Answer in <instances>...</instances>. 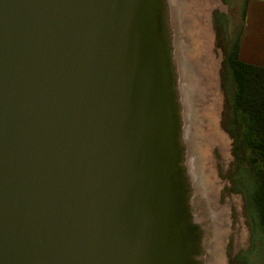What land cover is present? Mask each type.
<instances>
[{"label":"water","instance_id":"1","mask_svg":"<svg viewBox=\"0 0 264 264\" xmlns=\"http://www.w3.org/2000/svg\"><path fill=\"white\" fill-rule=\"evenodd\" d=\"M164 13L0 0V264H196Z\"/></svg>","mask_w":264,"mask_h":264},{"label":"rangeland","instance_id":"2","mask_svg":"<svg viewBox=\"0 0 264 264\" xmlns=\"http://www.w3.org/2000/svg\"><path fill=\"white\" fill-rule=\"evenodd\" d=\"M225 1L172 0L175 18L171 39L178 44L183 66L189 73L186 84L193 100L191 104L185 101L183 109L187 114L193 109L195 116L198 133L193 141L196 145L200 143L198 161L202 186L208 193L214 219L221 214L224 218V227L219 229L216 225L215 231L220 239L217 250L221 264H264V232L250 199L252 178L247 164L236 161L235 145L238 148L239 144L224 128L230 112L228 73L223 65L225 39L235 36L241 23L240 9ZM170 45L172 50V43ZM175 96L179 109L177 96L180 94ZM180 108L182 110V106ZM184 125L181 133L185 131Z\"/></svg>","mask_w":264,"mask_h":264},{"label":"bare ground","instance_id":"3","mask_svg":"<svg viewBox=\"0 0 264 264\" xmlns=\"http://www.w3.org/2000/svg\"><path fill=\"white\" fill-rule=\"evenodd\" d=\"M170 2H172V0H164L165 15L163 16L162 19V28H164V30L165 29L167 30L166 31V35L168 34L167 38H169L170 43H172V50H171L170 48L171 45L169 42H167L168 48L170 49V53H169L170 62H171L170 71L172 74L173 88L175 89L174 92L177 95L180 94V96H177L178 99L176 98L179 103L178 105L179 109L176 108L178 117L180 119L179 128L181 129L182 124L185 123L184 125L185 131L181 130L182 133L180 132V137L178 142L180 143L179 149H180V170H181V178H182V190L184 189V196L186 199L187 209L192 224L199 231L200 241L197 249L198 253L195 256L194 261L196 264H221V260L218 255L219 250H217L220 239L217 235H215V231H216V225L219 226V229H222L221 226L224 227V218H223V214H221L216 218V220L214 219V215L211 209L209 208L210 201L208 198V193L205 192L202 186L203 185L201 179L202 176L200 175L199 161H198L199 159L198 149H200L198 145L200 146V143H197L198 145H196L194 144L193 141L194 136L198 133L197 127L195 128L196 126L195 116L193 114V109L189 110V114H187V112L184 111L183 109L185 101H187L190 104L192 103L193 96H190L189 94L190 88H188V85L186 84L187 83L186 76H189V73L187 69L184 68L182 63V58H181L182 52L180 51L178 44L173 42L171 39L173 32L172 24L175 15L173 14V8H172L173 2L172 3ZM183 94L187 96H183ZM181 106H182V110L180 108Z\"/></svg>","mask_w":264,"mask_h":264},{"label":"trees","instance_id":"4","mask_svg":"<svg viewBox=\"0 0 264 264\" xmlns=\"http://www.w3.org/2000/svg\"><path fill=\"white\" fill-rule=\"evenodd\" d=\"M230 37L225 39L223 65L228 73L227 100L234 130L227 131L239 144L238 148L235 145L236 161L248 166L252 178L251 204L264 232V68L239 62V39Z\"/></svg>","mask_w":264,"mask_h":264},{"label":"crops","instance_id":"5","mask_svg":"<svg viewBox=\"0 0 264 264\" xmlns=\"http://www.w3.org/2000/svg\"><path fill=\"white\" fill-rule=\"evenodd\" d=\"M227 5L240 9V25L235 36L239 39L238 61L264 68V0H226Z\"/></svg>","mask_w":264,"mask_h":264},{"label":"flooded vegetation","instance_id":"6","mask_svg":"<svg viewBox=\"0 0 264 264\" xmlns=\"http://www.w3.org/2000/svg\"><path fill=\"white\" fill-rule=\"evenodd\" d=\"M233 127H234V124H233V114H231V110H230L229 116H228V121H227V124H224V128L226 130H229L231 128V130H232Z\"/></svg>","mask_w":264,"mask_h":264}]
</instances>
